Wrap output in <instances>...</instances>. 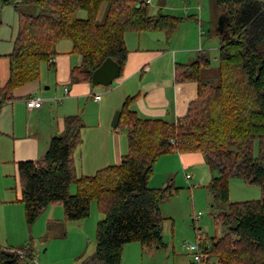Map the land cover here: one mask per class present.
<instances>
[{
    "label": "trees",
    "instance_id": "16d2710c",
    "mask_svg": "<svg viewBox=\"0 0 264 264\" xmlns=\"http://www.w3.org/2000/svg\"><path fill=\"white\" fill-rule=\"evenodd\" d=\"M103 1V17L97 20ZM214 1L227 17L219 32L217 81L201 78L210 66L206 52L189 64H176L177 81L197 83L185 115L175 122L142 118L129 109L134 97H127L116 127L126 131L127 152L118 164L76 176L72 156L81 141L78 115L64 118V129L49 139L41 158L18 162L28 225L49 204L62 206L65 221H76L88 217L91 202L96 203L103 216L96 225L95 251L78 264H120L123 246L131 242L165 245L160 204L176 188H152L148 182L156 160L169 152H199L213 173L204 186L216 229L207 238V257L220 264H264V0ZM14 7L17 31L7 54L9 75L0 84V106L14 98L17 87L38 80L41 63L57 54L60 40H70L71 53L80 56L70 78L91 82L93 70L107 57L122 71L128 54L125 32H162L168 40L190 17L161 9L151 15L141 0H17ZM230 178L259 185L261 197L229 202ZM31 258L27 247L0 246V264H26Z\"/></svg>",
    "mask_w": 264,
    "mask_h": 264
},
{
    "label": "crops",
    "instance_id": "0c3cea01",
    "mask_svg": "<svg viewBox=\"0 0 264 264\" xmlns=\"http://www.w3.org/2000/svg\"><path fill=\"white\" fill-rule=\"evenodd\" d=\"M164 4L165 0H155L153 6L149 7V13L156 14L165 7ZM104 9L103 1L96 16L97 20L102 19ZM186 15L190 17L180 23L168 40L162 32H125L124 40L128 54L124 67L119 77L114 80L116 86L107 88L104 97L99 94V100L93 98L97 93L94 92L91 82H75L70 78V70L80 63V56L71 53L72 43L64 39L67 42L60 40L56 45L57 54L49 62L41 63L38 80L17 87L13 91L14 98L0 106V164L7 170L0 171V246L15 248L25 242L27 237L48 242L50 240L47 239V232L51 229L55 234L52 239L56 238V241L67 239L69 235L78 241V247L68 258L62 260L63 264H78L82 257L94 253L96 225L101 219L96 205L99 214H96L94 220L89 215L80 220L65 221L62 206L49 204L34 223L28 225L21 202L17 164L19 161L41 158L49 139L64 129V118L71 115L79 116L82 122L80 132L83 134L72 156L76 176L92 175L100 168L118 164L122 155L127 152V136L125 130L112 127L111 121L114 112L120 110L127 97H134L129 109L142 118L175 122L185 115L189 102L197 95V83L177 81L175 66L189 64L200 52H208V47L201 42L204 33L201 28L202 14L199 12ZM184 21L190 23L184 24ZM8 75L9 62L6 54L5 58L0 56L1 85L6 82ZM64 87L68 89V94L60 103L48 100L62 95ZM32 96L43 98L45 101L39 108H28L26 99ZM186 174H189L188 178ZM212 175L199 152H169L160 156L154 163L148 185L159 188L172 184L176 187L175 192L178 188L185 189L184 185L187 184L190 187L203 188L201 186L207 185ZM73 189L75 190V185ZM69 190L71 192L72 188L69 187ZM196 215L193 212L194 225H198L197 222L202 216L194 219ZM162 216L165 219L167 215ZM184 219L186 221L183 230L189 233V219ZM169 220H172L173 240L176 224L174 218L169 217ZM197 230H200V227L195 230L196 240ZM61 232L65 233V237H59ZM192 234L194 235L193 232ZM26 247L35 260L32 264H51L49 258L43 256L45 259H38L32 247ZM127 248L132 254L137 251L138 255L146 253L149 257H156L162 247H143L138 242H131L123 246L124 250ZM167 253L169 255V248ZM190 264L196 263L191 261Z\"/></svg>",
    "mask_w": 264,
    "mask_h": 264
},
{
    "label": "rangeland",
    "instance_id": "374dc122",
    "mask_svg": "<svg viewBox=\"0 0 264 264\" xmlns=\"http://www.w3.org/2000/svg\"><path fill=\"white\" fill-rule=\"evenodd\" d=\"M16 0H0V56L5 58V55L8 54L13 45V38L17 31V10L14 7V2ZM155 3V0L152 1L148 6L152 7ZM164 8L162 9L163 13L179 16L185 18L186 14H194L199 12L201 16V25L204 33L201 37V42L205 47H208V55L210 57V66L208 69L201 71L202 80H209L210 82L215 83L217 81V67H218V45H219V32L217 31V22L219 16L222 14L214 0H165ZM35 8V7H34ZM32 8V11L35 9ZM27 11L28 6L23 7ZM78 17L84 18L85 12L79 11ZM190 21L185 22L188 24ZM64 40V39H63ZM67 42V41H62ZM116 86V81H114L110 86H93L94 92L105 96L107 88H112ZM83 138V134H81ZM6 170L3 165L0 164V171ZM7 171V170H6ZM184 175L182 174V177ZM184 178V177H183ZM186 183L185 178L183 179ZM184 188H178L177 192L172 194L169 200L162 203V215H167L163 222L164 232L162 234L163 240L166 243L157 252L156 257H149L146 253L143 255H138V252L132 254L129 251V248L123 249L122 261L121 264H190L192 260V255L189 251L186 250V246L194 244L195 239V230L200 227V230H197L196 233L200 237L207 239L208 237L216 235V229L214 227L212 215L210 211L212 208L211 204V194L204 187L199 188L198 186L190 187L188 184L184 185ZM183 186V187H184ZM72 188L71 194L75 193L74 185L71 184ZM228 193H229V202L245 201V200H256L261 197V188L259 185L245 182L240 178H230L228 180ZM176 188V187H175ZM94 201L90 204V218L93 220L96 218V214H99ZM194 205V206H193ZM193 212L195 214L200 213L202 215L200 220L197 222L198 225L193 224ZM102 218V214H100ZM169 217L175 219V236L172 240L171 232V221ZM188 221L189 233L184 232V221ZM195 218V217H194ZM194 233V235L192 234ZM53 231L50 229L49 233L47 232V239L50 240L46 242L45 240H39L37 238H28L25 242H21L16 247H32L34 255L39 259L45 256L51 260V264H63L62 260L68 258L76 247H78V241L75 237L69 235L67 239H61L56 241L52 239ZM192 235V236H191ZM59 237H65V233L62 232L59 234ZM208 240V239H207ZM49 245H48V244ZM46 248V251L44 249ZM170 249L168 255L167 250ZM81 255V254H80ZM82 257V256H80ZM44 258V257H43ZM44 258V259H45ZM82 257L81 259H83ZM211 264H220L217 262L215 257L207 258ZM205 264V263H200Z\"/></svg>",
    "mask_w": 264,
    "mask_h": 264
},
{
    "label": "built area",
    "instance_id": "2783aa9c",
    "mask_svg": "<svg viewBox=\"0 0 264 264\" xmlns=\"http://www.w3.org/2000/svg\"><path fill=\"white\" fill-rule=\"evenodd\" d=\"M143 1L148 5L152 2V0H143ZM67 94H68V89L64 87L62 95L48 98V100L56 102V103H60L61 100L67 96ZM93 98L95 100H99L100 95L95 94ZM43 101H45L43 98L32 96L26 99V106L28 108H39L42 105ZM186 177L188 178L189 174H186ZM199 216H200V213H198L194 219H198ZM203 239L204 238L200 237L198 234L196 242L194 244L187 245L186 250L189 251V253L192 255V260L194 263L211 264V262L207 259V255L204 253V250L209 247V241L205 239L203 240ZM18 252L23 254L22 251H18ZM32 263H35L34 258H31L26 262V264H32Z\"/></svg>",
    "mask_w": 264,
    "mask_h": 264
},
{
    "label": "water",
    "instance_id": "95a60500",
    "mask_svg": "<svg viewBox=\"0 0 264 264\" xmlns=\"http://www.w3.org/2000/svg\"><path fill=\"white\" fill-rule=\"evenodd\" d=\"M7 1V0H4ZM227 21V17L225 14H221L218 18L217 22V31L223 32L224 25ZM120 75V67L116 61L112 58L107 57L105 60L95 69L91 74V84L93 86L100 85V86H110L112 82L118 78ZM121 111L116 110L114 112L111 126L116 128L118 125V121L120 118Z\"/></svg>",
    "mask_w": 264,
    "mask_h": 264
}]
</instances>
